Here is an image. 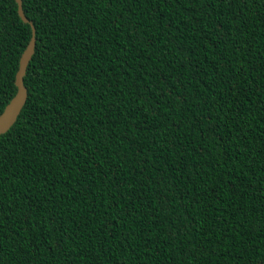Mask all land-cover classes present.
Listing matches in <instances>:
<instances>
[{"label": "trees", "instance_id": "obj_1", "mask_svg": "<svg viewBox=\"0 0 264 264\" xmlns=\"http://www.w3.org/2000/svg\"><path fill=\"white\" fill-rule=\"evenodd\" d=\"M22 8L0 264H264V0ZM30 37L0 0V113Z\"/></svg>", "mask_w": 264, "mask_h": 264}, {"label": "water", "instance_id": "obj_2", "mask_svg": "<svg viewBox=\"0 0 264 264\" xmlns=\"http://www.w3.org/2000/svg\"><path fill=\"white\" fill-rule=\"evenodd\" d=\"M17 12L23 22L29 23L31 27V37L26 44L19 58L18 69L15 74L16 92L14 96L5 105L0 113V135L8 131L17 120L27 99V88L24 85L23 78L26 74L27 65L35 49V28L32 22L25 16L22 8V0H15Z\"/></svg>", "mask_w": 264, "mask_h": 264}]
</instances>
